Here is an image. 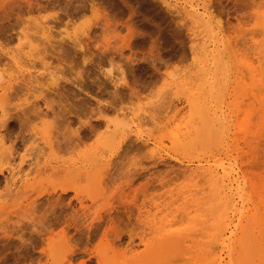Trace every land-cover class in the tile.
<instances>
[{"label": "rangeland", "instance_id": "obj_1", "mask_svg": "<svg viewBox=\"0 0 264 264\" xmlns=\"http://www.w3.org/2000/svg\"><path fill=\"white\" fill-rule=\"evenodd\" d=\"M263 145L264 0H0V264H196L203 171L243 197Z\"/></svg>", "mask_w": 264, "mask_h": 264}, {"label": "bare ground", "instance_id": "obj_2", "mask_svg": "<svg viewBox=\"0 0 264 264\" xmlns=\"http://www.w3.org/2000/svg\"><path fill=\"white\" fill-rule=\"evenodd\" d=\"M187 14L191 21L198 23L194 14ZM200 17L203 21L204 16ZM222 71L223 68L218 62L213 63L211 67L206 66L201 69V94L204 102H206L207 93H214L217 89L210 80L214 77L218 79L222 75ZM188 103L206 126L218 120L217 116L213 120H209L208 109L199 107L195 100H189ZM174 139L177 140V137L174 136ZM205 172L207 173L208 194L202 197V200L207 205L213 202L220 205L221 213L215 224L200 230V238L202 237L204 242L199 241L201 255L196 258V264H264V184L251 179L244 181L247 190L241 197L239 180L238 178L232 179L231 172L229 173L223 167V175H219L211 167L203 171V173ZM235 196L241 199L244 210L241 212L238 224L234 229H231L227 223V216L230 212L237 211ZM166 240L161 239L160 241L165 243ZM219 247L226 249L225 257L221 256L218 251ZM168 249L169 244H162L148 259V264H163V261L167 260Z\"/></svg>", "mask_w": 264, "mask_h": 264}]
</instances>
